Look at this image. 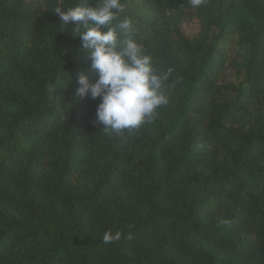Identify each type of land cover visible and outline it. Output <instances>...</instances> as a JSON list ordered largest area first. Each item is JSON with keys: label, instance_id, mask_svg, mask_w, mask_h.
<instances>
[{"label": "trees", "instance_id": "obj_1", "mask_svg": "<svg viewBox=\"0 0 264 264\" xmlns=\"http://www.w3.org/2000/svg\"><path fill=\"white\" fill-rule=\"evenodd\" d=\"M132 1L169 103L117 134L55 11L96 0H0V264H264V0Z\"/></svg>", "mask_w": 264, "mask_h": 264}, {"label": "clouds", "instance_id": "obj_2", "mask_svg": "<svg viewBox=\"0 0 264 264\" xmlns=\"http://www.w3.org/2000/svg\"><path fill=\"white\" fill-rule=\"evenodd\" d=\"M192 8H200L205 0H189ZM61 20V30L70 22H80L76 36L82 42V50L98 72V79L90 82L81 75L76 95L81 99L99 98L96 122L107 131L117 134L125 130H136L150 121L161 106L169 103L166 81L172 73L169 68L160 72L153 66L152 57L144 54L142 44L131 38L133 26L125 17L121 0H96L95 6L82 7L77 4L62 10L56 8ZM77 33H79L77 35ZM123 233L105 231L101 237L107 245L119 241ZM126 239L132 240L128 233Z\"/></svg>", "mask_w": 264, "mask_h": 264}, {"label": "rangeland", "instance_id": "obj_3", "mask_svg": "<svg viewBox=\"0 0 264 264\" xmlns=\"http://www.w3.org/2000/svg\"><path fill=\"white\" fill-rule=\"evenodd\" d=\"M135 18H146L148 14L147 7L139 0H133L128 10ZM183 30L188 37H194L197 33L198 26L194 20L186 21L183 25ZM229 81H233V78L229 77Z\"/></svg>", "mask_w": 264, "mask_h": 264}]
</instances>
